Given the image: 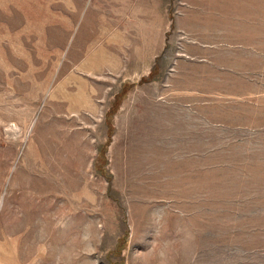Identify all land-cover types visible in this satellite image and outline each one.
Returning a JSON list of instances; mask_svg holds the SVG:
<instances>
[{
  "label": "rangeland",
  "instance_id": "1",
  "mask_svg": "<svg viewBox=\"0 0 264 264\" xmlns=\"http://www.w3.org/2000/svg\"><path fill=\"white\" fill-rule=\"evenodd\" d=\"M0 264H264V0H0Z\"/></svg>",
  "mask_w": 264,
  "mask_h": 264
}]
</instances>
